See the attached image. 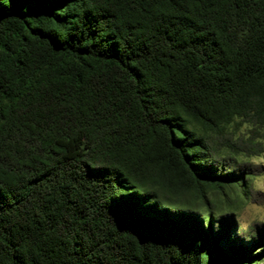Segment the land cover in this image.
Listing matches in <instances>:
<instances>
[{
  "label": "trees",
  "instance_id": "obj_1",
  "mask_svg": "<svg viewBox=\"0 0 264 264\" xmlns=\"http://www.w3.org/2000/svg\"><path fill=\"white\" fill-rule=\"evenodd\" d=\"M235 118L264 0H0V264H257L194 214Z\"/></svg>",
  "mask_w": 264,
  "mask_h": 264
},
{
  "label": "rangeland",
  "instance_id": "obj_2",
  "mask_svg": "<svg viewBox=\"0 0 264 264\" xmlns=\"http://www.w3.org/2000/svg\"><path fill=\"white\" fill-rule=\"evenodd\" d=\"M227 132L229 146L220 145L212 163L217 172L241 175L233 179H242L246 187L237 180L238 186L207 188L205 200L196 205L194 214L200 219L198 226L208 230L207 217L201 213L210 211L213 235L223 234L229 247L243 257L249 246L246 242L264 236V127L248 118H235ZM263 249L264 238L251 246L250 252L262 257L257 264H264V252L259 253Z\"/></svg>",
  "mask_w": 264,
  "mask_h": 264
}]
</instances>
